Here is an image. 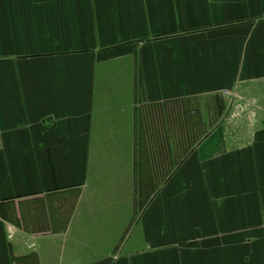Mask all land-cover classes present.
I'll return each instance as SVG.
<instances>
[{
    "label": "crops",
    "instance_id": "obj_1",
    "mask_svg": "<svg viewBox=\"0 0 264 264\" xmlns=\"http://www.w3.org/2000/svg\"><path fill=\"white\" fill-rule=\"evenodd\" d=\"M0 264H264V0H0Z\"/></svg>",
    "mask_w": 264,
    "mask_h": 264
},
{
    "label": "rangeland",
    "instance_id": "obj_2",
    "mask_svg": "<svg viewBox=\"0 0 264 264\" xmlns=\"http://www.w3.org/2000/svg\"><path fill=\"white\" fill-rule=\"evenodd\" d=\"M132 207H134V203ZM134 209H132L129 215L130 220H129V223L125 224L126 226H123V228H117L119 224H114L115 225L114 236L119 237V238L141 236V232L139 231V229L134 227V222L135 220H137V212H138L139 207L138 208L134 207Z\"/></svg>",
    "mask_w": 264,
    "mask_h": 264
}]
</instances>
